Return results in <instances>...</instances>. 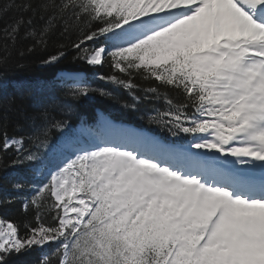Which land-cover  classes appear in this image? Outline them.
Returning <instances> with one entry per match:
<instances>
[{
	"label": "snow or ice",
	"instance_id": "obj_1",
	"mask_svg": "<svg viewBox=\"0 0 264 264\" xmlns=\"http://www.w3.org/2000/svg\"><path fill=\"white\" fill-rule=\"evenodd\" d=\"M18 7L31 14L0 29L5 49L18 38L33 41L28 52L46 49L58 29L75 26L74 59L107 66L110 73L96 78L129 93L133 103L123 107L162 102L149 122L168 138L108 119L82 118L73 128L67 119L48 122L47 112L40 126L27 118L39 136L20 124L9 134L7 111L0 113V152L11 153L3 170L32 177L12 190L30 187L23 208L35 213L23 232L0 219V264L35 250L38 264H264V0H25ZM68 54L59 45L40 63L55 66ZM136 76L157 86L140 88ZM63 95L113 98L87 78ZM48 106L73 111L54 94ZM52 130L60 133L55 143Z\"/></svg>",
	"mask_w": 264,
	"mask_h": 264
},
{
	"label": "trees",
	"instance_id": "obj_2",
	"mask_svg": "<svg viewBox=\"0 0 264 264\" xmlns=\"http://www.w3.org/2000/svg\"><path fill=\"white\" fill-rule=\"evenodd\" d=\"M25 0H0V8H7V11L0 12V29H3L6 25L16 20L20 16L27 18L31 13H25L20 10L19 5H22ZM59 2V0H57ZM36 3V0H33ZM11 4L12 7L7 6ZM41 21H37V24ZM62 28L58 29L48 40V46L46 49L37 47L34 51L28 52L27 49L33 43L31 40H24L18 38L14 46L4 48L5 41L0 35V113L7 111V130L9 134L15 132V125H23L25 132H32L36 136L40 133L34 128L29 126V120L27 118L35 117V123L37 126L43 125L45 120L43 113L47 112V121L51 122L52 119H67L73 128L76 127L80 120L86 119L87 121L93 116L96 110L107 111L114 115V118H122L127 121H131L136 115L141 117L149 116L153 108H164V104L154 99L141 100L136 104L135 108L123 107L125 103L132 104L133 100L129 93L123 88L116 87L110 83H106L96 78L100 73L105 75L110 73V69L105 66L103 69L91 68L86 64L74 59V53L71 51L70 45L76 41L77 29L75 26H69L67 33L62 34ZM24 34V29L20 30V37ZM59 45H68L69 54L61 60L58 65L55 66H42L41 60H43L49 53H54ZM23 53V55H21ZM58 70L64 71H83L88 73L91 77L90 86L96 89H104L113 94V98L101 97L99 95H93L92 97L81 99L79 102H73L71 99L65 98L64 93L68 92L71 87H58L53 84L52 88L41 86L44 80H48V77L54 75ZM126 79V77H123ZM135 83L140 88H149L157 86V82L147 81L139 76L134 78ZM37 81L40 85L39 89H36L33 84ZM33 86V89L28 87ZM36 85V84H34ZM38 86V85H37ZM6 91L9 93L5 94ZM36 91L37 96H36ZM161 92L167 91L169 95L175 96L170 89L165 90L160 88ZM55 95L60 98L61 104L72 105L73 111L70 113L64 112L61 107L52 108L49 107V96ZM137 96H142L143 93L137 91ZM41 101L37 104V101ZM10 108V110H9ZM160 132L162 129H159ZM166 137L165 132L159 133ZM60 133L52 130L49 135V140L55 143ZM31 147V145H29ZM11 153L5 154L0 152V175L3 172L4 166L10 162ZM2 171V172H1ZM11 171V169L7 170ZM4 171V173H7ZM20 173L14 180H24L28 175L18 171ZM32 178V177H31ZM0 176V184L3 182ZM28 179V178H27ZM14 180H10L11 182ZM18 195L31 196V188H26L25 192L17 193L12 190L11 183L8 182L6 190L0 186V198L5 196L0 201V219L4 221H12L21 225V232H23V224L26 221H33L34 211L29 208L25 211L23 208V200L20 201ZM11 196L12 202L9 203L8 198ZM13 196V197H12ZM16 196V197H15ZM51 251V249H47ZM41 258V251L35 250L23 256H14L10 260V264H38Z\"/></svg>",
	"mask_w": 264,
	"mask_h": 264
},
{
	"label": "bare ground",
	"instance_id": "obj_3",
	"mask_svg": "<svg viewBox=\"0 0 264 264\" xmlns=\"http://www.w3.org/2000/svg\"><path fill=\"white\" fill-rule=\"evenodd\" d=\"M59 71V70H58ZM58 71L54 74V75H52V76H50V77H48V80L46 81V80H44L43 81V83L44 84H40L41 86H43V87H50V88H52V86H53V84H54V82H55V79H56V76H57V73H58ZM34 84H36V85H34ZM34 84H33V86L36 88V89H39L40 88V85L38 84V82L37 81H35L34 82ZM38 85V86H37ZM33 86H31L30 85V87H28V89H33ZM37 92L38 91H36V96H37ZM7 93H9V91H6L5 92V94H7ZM2 172V171H1ZM20 175V173L18 172V171H10V173H9V171H7V173H4V170H3V172L1 173V177H2V183L0 184V186L3 188V190H6L7 189V187H8V182H10L11 183V186H12V184H13V182L15 181L14 179H12V178H17V176H19ZM28 178V179H27ZM27 178H25L24 180L26 181V183H28V184H31V183H33V181H32V179H31V176L30 175H28L27 176ZM10 180H14V181H10ZM19 196V199H20V201L21 200H23V198H24V195H18ZM13 197V196H12ZM16 197V196H15ZM2 199H4L5 200V202H6V199H5V196H2L1 198H0V201L2 200ZM12 200V198H11V196L8 198V200Z\"/></svg>",
	"mask_w": 264,
	"mask_h": 264
},
{
	"label": "rangeland",
	"instance_id": "obj_4",
	"mask_svg": "<svg viewBox=\"0 0 264 264\" xmlns=\"http://www.w3.org/2000/svg\"><path fill=\"white\" fill-rule=\"evenodd\" d=\"M125 128V127H124ZM127 129V128H126Z\"/></svg>",
	"mask_w": 264,
	"mask_h": 264
}]
</instances>
